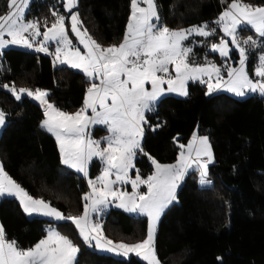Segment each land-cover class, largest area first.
<instances>
[{
    "label": "trees",
    "instance_id": "16d2710c",
    "mask_svg": "<svg viewBox=\"0 0 264 264\" xmlns=\"http://www.w3.org/2000/svg\"><path fill=\"white\" fill-rule=\"evenodd\" d=\"M231 0H157L160 23L171 29L207 23L217 34L195 45L196 63L217 55L208 53L210 41L219 40L220 30L213 22ZM264 5V0H244ZM7 0H0V14ZM52 11L67 17L61 0H31L26 18L36 20L44 30L54 21ZM79 17L89 34L101 46L121 43L130 13V0H79ZM257 37L250 29L240 33ZM251 51V50H250ZM252 50L249 65L256 55ZM49 55L31 49L11 47L0 56V84L16 88L49 91L48 99L59 109L75 112L82 104L90 82L82 72L67 66L53 67ZM189 95H167L148 112L142 147L161 163L176 160L177 144H187L194 132L206 134L215 163L209 165L211 188H200L198 174H189L174 201L163 213L156 235V252L162 264H264V97L257 94L243 99L226 92L205 95L204 84L190 82ZM0 110L6 124L0 134V160L5 171L34 198H42L65 215L82 212L81 197L87 192L83 177L65 170L60 162L55 138L40 128L43 109L26 95L16 101L0 89ZM160 127H155L156 125ZM153 128L155 130L153 131ZM97 135L105 130L96 128ZM175 138V143H174ZM235 166V171L233 167ZM136 168L143 176L153 171L143 153L137 154ZM101 170L98 161L90 168L92 178ZM104 227L109 236L127 241L146 236L147 218L123 210L110 209ZM52 222L28 218L15 198L0 200V224L9 240L29 248L46 235ZM61 231L80 247L76 264H144L97 252L77 236L69 222ZM222 257V260H217Z\"/></svg>",
    "mask_w": 264,
    "mask_h": 264
},
{
    "label": "snow or ice",
    "instance_id": "6c2138e0",
    "mask_svg": "<svg viewBox=\"0 0 264 264\" xmlns=\"http://www.w3.org/2000/svg\"><path fill=\"white\" fill-rule=\"evenodd\" d=\"M61 2L63 10L70 13L71 34L78 44L69 38L65 16L57 11L51 13L55 17L51 26L45 20L41 32L38 21L26 19L31 0H7V10L0 14V56L4 49L15 46L51 55L53 67L66 65L78 69L90 82L82 106L69 113L49 102L47 90L17 89L15 84L9 83L0 84V89L10 93L16 101L26 95L39 102L44 117L40 128L55 138L61 164L87 179L90 191L81 197V214L65 215L44 199L31 196L0 163V198L14 197L28 216L70 222L89 248L126 260L135 256L144 264H161L156 252L160 217L177 201V190L189 174H198L200 188L212 187L209 165L215 163V157L209 137L194 132L187 145L177 144L180 151L175 163L158 162L142 147L144 126L149 124L146 113L153 112L167 93L187 97L190 81L206 84L205 95L223 90L238 97L249 93L264 97V52L258 56L254 68L253 74L258 79H251L246 70L249 51L264 47V41L252 36L243 41L239 39V32L247 29L264 38V6L231 0L213 22L228 39L222 37L219 43H212L210 51L219 53L222 59L228 58L230 41L231 48L239 55V66L227 67L225 79L221 67L215 63L207 60L204 64L195 63L193 47L185 44L193 36L205 40L215 36L217 29L207 23L170 29L160 23L157 0H130L121 43L103 47L84 28L78 11H73L78 8L79 0ZM220 2L223 4L225 0ZM41 36L42 39L37 40ZM51 45H55L54 52L50 51ZM5 123L6 113L0 110V127ZM95 125L104 126L107 131L100 140L92 138L91 129ZM138 152L148 158L154 169L146 178L134 163ZM94 160H99L102 168L93 180L88 177ZM133 169L134 178L129 174ZM123 185H131V191L123 190ZM142 187L146 191H142ZM110 207L147 217L145 238L131 244L108 239L99 218ZM59 227L61 225L50 223L44 238L25 249L16 240L7 238L0 224V264H76L80 247L58 231Z\"/></svg>",
    "mask_w": 264,
    "mask_h": 264
},
{
    "label": "rangeland",
    "instance_id": "374dc122",
    "mask_svg": "<svg viewBox=\"0 0 264 264\" xmlns=\"http://www.w3.org/2000/svg\"><path fill=\"white\" fill-rule=\"evenodd\" d=\"M257 6H264V5H257ZM28 10V9H27ZM73 11H75V9H73ZM26 14H27V11H26ZM67 14H69V17H70V13H68L67 12ZM27 19V18H26ZM27 20H30V19H27ZM65 20H66V27H67V29H68V31H69V38L73 41V43L74 44H78V41L76 40V37L74 36V35H72L71 34V25H70V20H68L67 21V17H65ZM171 29V28H170ZM40 30H41V28H40ZM251 30V29H250ZM44 30H41V32H43ZM251 31H253V30H251ZM243 31H240L239 32V34L240 33H242ZM254 32V31H253ZM255 33V32H254ZM249 36H251V35H248V34H244V36L243 37H240V35H239V39L241 40V41H243L244 39H247V37H249ZM224 38V39H228L227 37H224L223 36V32H221L220 31V36H219V40H211L210 41V43H209V46H208V49H207V52L208 53H212L213 55H217V58L218 59H214V56H211L210 58H208V59H206L207 61H210V62H212V63H215L218 67H221V69H222V71H221V75L222 76H224V78L225 79H227V67H229V66H231V67H238L239 66V64H238V60H239V55H238V53L234 50V49H232L231 48V43H230V41H229V47H230V49H231V55H230V57H228V58H224V59H222L221 57H220V55H219V53H214V52H211L210 51V47H211V44L212 43H219V41H220V39L221 38ZM253 37V36H252ZM210 38V37H209ZM209 38H207V40L209 39ZM254 39H258L259 40V37H253ZM40 39H42V36L41 37H37V40H40ZM204 42L205 41V38L204 37H197V36H193V37H190L189 38V41H185V44H188L189 46H191V47H193V51H194V48H195V45H197V44H199L198 42ZM262 41H264V40H262ZM119 45V44H118ZM117 45V46H118ZM200 45V44H199ZM12 47H15V46H12ZM79 47L82 49V45H79ZM103 47H108V46H103ZM9 48H11V47H9ZM15 48H20V47H15ZM6 49H8V48H6ZM23 49H25V48H23ZM5 50V49H4ZM255 51L253 52V54L254 55H256V57H255V59H254V65L252 66V68H251V66L249 65V59H250V57H249V59H248V61H247V64H246V70H247V72H248V74H249V77L251 78V79H253V80H256V79H258L257 77H255L254 76V68L257 66V64H258V56L262 53V52H264V47H258V48H256V49H254ZM50 51H55V45H51L50 46ZM251 51H252V49H251ZM251 51H249V55H250V53H251ZM195 53V52H194ZM44 54V53H43ZM50 57H52L51 55H49ZM195 56V55H194ZM52 59H53V57H52ZM205 60V61H206ZM205 61L204 62H202V63H197V64H204L205 63ZM196 63V62H195ZM57 66H66V65H57ZM71 69V68H70ZM73 70H75V71H78V72H80L78 69H73ZM174 74V73H173ZM205 79H207V77H205ZM191 82V81H190ZM189 82V83H190ZM96 83H99V81H96ZM205 85V87H206V90H207V86H206V84H204ZM148 87L150 88V85H148ZM166 87V86H165ZM217 92H226V93H229V94H231L232 96H234V97H236V98H240V99H243V98H245V97H247V96H249V95H254L255 93H249V94H247L246 96H244V97H238V96H236L235 94H233V93H231V92H227V91H223V90H221V91H215V92H213V93H217ZM212 93V94H213ZM167 95H174V96H177L175 93H167V94H165L164 96H167ZM258 95V94H257ZM163 96V97H164ZM162 97V98H163ZM177 97H180V96H177ZM180 98H186V97H180ZM47 99H48V97H47ZM49 100V99H48ZM49 102L50 103H52L50 100H49ZM77 111V110H76ZM69 113H71V112H69ZM147 114V113H146ZM6 124V123H5ZM5 126V125H4ZM3 126V127H4ZM3 127H0V134H1V131H2V129H3ZM97 127H101V128H103L104 130H105V132L103 133V134H98L97 135V132H96V128ZM91 133H92V138L93 139H97V140H100V139H102V137H104L105 135H107V131H106V129L104 128V126H102V125H95V126H93L92 127V129H91ZM196 133H197V135H199V136H207L206 134H200L198 131H196ZM142 143H143V140H142ZM185 145H187V144H185ZM180 151V150H179ZM178 154H179V152H178ZM137 157V156H136ZM95 161H98L99 163H100V161L99 160H94L93 162H95ZM175 161L176 160H174L173 162H170V163H162V164H172V163H175ZM93 162L90 164V166H89V177L88 178H90V179H95L99 174H100V172H99V174L96 176V177H94V178H92L91 177V175H90V168H91V166H92V164H93ZM159 162V161H158ZM0 163H1V160H0ZM134 163H135V165H136V158H135V161H134ZM161 163V162H160ZM101 164V163H100ZM64 166V169L65 170H73V171H75L74 169H71V168H68L67 166H65V165H63ZM101 168H102V165H101ZM154 170V169H153ZM101 171V170H100ZM76 172V171H75ZM77 173V172H76ZM78 175H80L81 177H83L81 174H79V173H77ZM131 176H133V178H134V175H135V170L133 169V170H130V173H129ZM142 175V174H141ZM142 177H147V176H143L142 175ZM84 178V177H83ZM85 179V178H84ZM112 179H114V177H112ZM85 181H86V184H87V192L88 191H90V189L88 188V183H87V179H85ZM123 190H127V191H131V185H123ZM142 191H146V189L145 188H143L142 187V189H141ZM178 191V190H177ZM3 198H5V197H3ZM8 198H14V197H8ZM2 198H0V200H1ZM52 206V205H51ZM52 207H54V206H52ZM54 208H56V207H54ZM113 208H115V209H119V208H116V207H110L100 218H99V222L101 223V225H102V229H103V232H104V235L108 238V239H111V240H113L114 242H125V243H129V244H131V243H135V242H138V241H141V240H138V241H127V240H125V239H123V238H119V237H114V236H109V234H107V232H106V230H105V227H104V221H103V219H104V217H105V215L107 214V212L110 210V209H113ZM57 209V208H56ZM59 210V209H58ZM119 210H122V209H119ZM60 211V210H59ZM62 212V211H61ZM63 213V212H62ZM128 214H130V213H128ZM130 215H133V216H138V215H135V214H130ZM163 215V214H162ZM28 218H34V217H38V218H42V219H45V220H48V221H50V219L48 218V217H44V216H40V215H33V216H28V215H26ZM162 217V216H161ZM161 217H160V220H161ZM147 218V217H146ZM160 220H159V222H160ZM50 222H52L51 224H53V225H55V224H63V223H65V221H59V222H57V221H50ZM159 222H158V224H157V229H158V226H159ZM70 223V222H69ZM49 226V224L48 225H46V228ZM71 227L75 230V232H76V234H77V236L79 237V234H78V232L76 231V229H75V227L74 226H72L71 225ZM157 229H156V235H157ZM58 231H60L63 235H65L62 231H61V229L60 228H58L57 229ZM80 238V237H79ZM81 239V238H80ZM144 239V238H143ZM142 239V240H143ZM82 240V239H81ZM93 244H94V241H93ZM96 250V249H95ZM97 252H99V253H102V254H108V255H112V256H115V257H118V258H123V257H121V256H117V255H115V254H113V253H107V252H103V251H100V250H96ZM144 263V262H143ZM162 264V263H161Z\"/></svg>",
    "mask_w": 264,
    "mask_h": 264
},
{
    "label": "built area",
    "instance_id": "2783aa9c",
    "mask_svg": "<svg viewBox=\"0 0 264 264\" xmlns=\"http://www.w3.org/2000/svg\"><path fill=\"white\" fill-rule=\"evenodd\" d=\"M259 40H264V38H259ZM252 50H254V49H252ZM212 180V179H211ZM213 181V180H212Z\"/></svg>",
    "mask_w": 264,
    "mask_h": 264
},
{
    "label": "crops",
    "instance_id": "0c3cea01",
    "mask_svg": "<svg viewBox=\"0 0 264 264\" xmlns=\"http://www.w3.org/2000/svg\"><path fill=\"white\" fill-rule=\"evenodd\" d=\"M32 50V49H31ZM42 90H45V89H42ZM48 91V90H47ZM48 93H49V91H48ZM35 101V100H34ZM35 102H37L38 104H39V102L38 101H35Z\"/></svg>",
    "mask_w": 264,
    "mask_h": 264
},
{
    "label": "bare ground",
    "instance_id": "6f19581e",
    "mask_svg": "<svg viewBox=\"0 0 264 264\" xmlns=\"http://www.w3.org/2000/svg\"><path fill=\"white\" fill-rule=\"evenodd\" d=\"M209 179L211 180V178L209 177Z\"/></svg>",
    "mask_w": 264,
    "mask_h": 264
}]
</instances>
